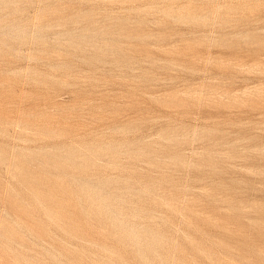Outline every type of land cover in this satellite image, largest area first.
Returning a JSON list of instances; mask_svg holds the SVG:
<instances>
[{
    "label": "rangeland",
    "instance_id": "374dc122",
    "mask_svg": "<svg viewBox=\"0 0 264 264\" xmlns=\"http://www.w3.org/2000/svg\"><path fill=\"white\" fill-rule=\"evenodd\" d=\"M0 264H264V0H0Z\"/></svg>",
    "mask_w": 264,
    "mask_h": 264
}]
</instances>
